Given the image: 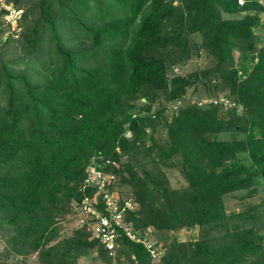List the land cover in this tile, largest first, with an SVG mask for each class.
Here are the masks:
<instances>
[{
  "label": "trees",
  "instance_id": "16d2710c",
  "mask_svg": "<svg viewBox=\"0 0 264 264\" xmlns=\"http://www.w3.org/2000/svg\"><path fill=\"white\" fill-rule=\"evenodd\" d=\"M6 1L21 11L16 35L0 39V264L31 253L37 264H78L91 250L103 264H264V212L223 202L264 187V41L253 34L264 0ZM201 52L206 65L174 71ZM196 83L204 105L185 104ZM218 97L229 103L208 100ZM229 130L242 135L215 136ZM140 146L150 167L133 154ZM92 154L108 158L104 187H130L124 218L140 236L196 226L197 237L162 250L156 241L152 257L123 233L108 254L85 221L60 235L62 215L78 216L95 191L81 187ZM169 158L185 185H169L158 164ZM91 204L103 211L99 194Z\"/></svg>",
  "mask_w": 264,
  "mask_h": 264
},
{
  "label": "rangeland",
  "instance_id": "374dc122",
  "mask_svg": "<svg viewBox=\"0 0 264 264\" xmlns=\"http://www.w3.org/2000/svg\"><path fill=\"white\" fill-rule=\"evenodd\" d=\"M259 23L253 27V34L256 39L257 44H262L264 41V13H259ZM0 39H4L8 34L10 33L11 36H15V31L18 29L16 25L12 27H7L5 25V22L0 17ZM17 33V32H16ZM9 46L3 48L7 52V48ZM236 55V52H234V56ZM234 60L236 63L239 61H244V62H249V57H244L241 59L239 56H235ZM208 63L206 56L201 52L198 56L191 57L187 62L184 63L182 67H177L174 71L178 73H185L188 72L192 69H195L197 67H202L203 65H206ZM227 92L226 88L219 89L216 93L221 95ZM186 93V98H185V104L188 103H201L200 105H204L203 101L206 99L204 97V91L201 86V84L196 83L195 85H189L185 89ZM137 105V104H136ZM224 108H220V112L223 111ZM167 117H169L170 114H166ZM231 135L233 136H241L242 132H238L235 130H229V131H222L217 133L215 136L219 138H225V137H230ZM153 137L157 142H163L165 140V135H164V129L161 128V126H158L154 132H153ZM148 142L145 141V144ZM136 160L139 162H142L144 166L150 167L152 165L151 160L149 159V156L145 152V146H140L138 147L135 152L133 153ZM130 159V162H134L130 157L126 155H120L119 160L120 161H125L126 159ZM136 161V163H137ZM161 169L164 171L168 183L172 187H180L185 185V180L180 174L178 170V166L176 165L175 162H173L172 158H169L167 160L166 165H163L161 162L158 163ZM254 187V191L250 196H244V190L237 191V192H230L227 193L223 196V202H224V207L225 211L231 212V211H237L241 209L244 205H253L256 207V210L258 213H263L264 212V187H262V184L259 182H255L254 184L251 185ZM114 192L118 196H124L130 194V187L126 185L125 183H121L119 181L118 184L115 185ZM80 214L78 216L73 217L72 213H65L62 215L61 220L58 222L59 226V234L60 235H67L71 233V230L75 226V221H79ZM259 222L263 223L264 222V216H259ZM144 236L148 238L149 240L152 241V243L157 241V244L161 245L160 250L163 249L162 244H165L169 241L170 238L176 237L177 239L181 240H186L189 238H196L197 237V228L196 226H191V227H179L173 230H164L163 232H157L153 231L151 227H145L144 228ZM261 232H264V227L260 228ZM264 242V238H263ZM3 247V242L0 237V251ZM161 253V251H159ZM158 253L155 255L157 256ZM154 257V256H152ZM120 259H122V256H120ZM158 259L153 260V263H156ZM17 264H37L36 262V255L35 253H31L29 255H26L25 257H18ZM114 261V260H113ZM113 264H117L113 262ZM77 263L78 264H103L95 255V251L91 250L89 253L80 256L77 258Z\"/></svg>",
  "mask_w": 264,
  "mask_h": 264
},
{
  "label": "built area",
  "instance_id": "2783aa9c",
  "mask_svg": "<svg viewBox=\"0 0 264 264\" xmlns=\"http://www.w3.org/2000/svg\"><path fill=\"white\" fill-rule=\"evenodd\" d=\"M0 8L4 9L1 14L3 22L8 23L13 28L16 25V19L21 9L14 7L6 0H0ZM208 100L220 102L224 106L229 103V100L225 97L208 98ZM107 161L108 158L106 157L92 154L84 167L85 173L81 187L91 185L95 187V191L90 197L87 195L82 196L78 210V214H80L79 221L86 222V229H88L90 235L99 240L108 254L113 253L115 249V237L123 233L131 240L141 241L151 256H155L159 250L153 246L152 241L145 236H140L124 218L125 211L133 209L135 202L128 196H118L114 191L104 187V183L112 178L111 173L104 172L100 169V166L107 163ZM96 193L100 195L102 212L95 205L91 204V202H95Z\"/></svg>",
  "mask_w": 264,
  "mask_h": 264
}]
</instances>
